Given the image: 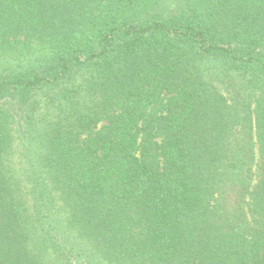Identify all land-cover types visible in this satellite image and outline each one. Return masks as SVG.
Listing matches in <instances>:
<instances>
[{"label": "trees", "instance_id": "trees-1", "mask_svg": "<svg viewBox=\"0 0 264 264\" xmlns=\"http://www.w3.org/2000/svg\"><path fill=\"white\" fill-rule=\"evenodd\" d=\"M0 0V264H264V0Z\"/></svg>", "mask_w": 264, "mask_h": 264}, {"label": "rangeland", "instance_id": "rangeland-1", "mask_svg": "<svg viewBox=\"0 0 264 264\" xmlns=\"http://www.w3.org/2000/svg\"><path fill=\"white\" fill-rule=\"evenodd\" d=\"M183 3V0H162L160 8L163 12L169 13L180 9ZM40 54L36 44H20L16 51L1 60L0 68L28 65L36 60Z\"/></svg>", "mask_w": 264, "mask_h": 264}]
</instances>
